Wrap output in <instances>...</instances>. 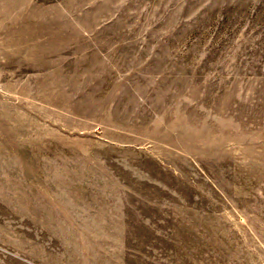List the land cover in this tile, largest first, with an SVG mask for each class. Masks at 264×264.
Listing matches in <instances>:
<instances>
[{
	"label": "rangeland",
	"instance_id": "obj_1",
	"mask_svg": "<svg viewBox=\"0 0 264 264\" xmlns=\"http://www.w3.org/2000/svg\"><path fill=\"white\" fill-rule=\"evenodd\" d=\"M0 264H264V0H0Z\"/></svg>",
	"mask_w": 264,
	"mask_h": 264
}]
</instances>
